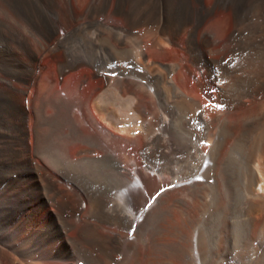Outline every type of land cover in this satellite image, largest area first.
<instances>
[{"label": "bare ground", "instance_id": "6f19581e", "mask_svg": "<svg viewBox=\"0 0 264 264\" xmlns=\"http://www.w3.org/2000/svg\"><path fill=\"white\" fill-rule=\"evenodd\" d=\"M0 12V264H264V0Z\"/></svg>", "mask_w": 264, "mask_h": 264}, {"label": "rangeland", "instance_id": "374dc122", "mask_svg": "<svg viewBox=\"0 0 264 264\" xmlns=\"http://www.w3.org/2000/svg\"><path fill=\"white\" fill-rule=\"evenodd\" d=\"M6 18V19H5ZM0 19L1 20H3V21H6V22H9L10 21V19L8 18V16L4 13V12H0ZM7 32H3L2 34H0L1 36V38H4V36H8L7 34H6ZM0 50H1V52L3 51V53H6V52H9V50L7 49L8 47H7V45H3L2 44V42H0ZM4 46V47H3ZM5 48V50H3V49ZM8 50V51H7ZM43 64H45V62L43 61ZM114 66L115 67V63H110V66ZM113 66H112V68H113ZM62 94L64 95L65 94V92H62ZM27 102V101H26ZM104 165V166H103ZM96 166V167H95ZM95 166H93L92 168L94 169V168H96V169H94V170H96L95 171V173H96V177H97V179H100V178H104L103 180L101 179L100 181H101V184L102 185H108V186H112V183L114 184V186H116L118 183H119V180L120 179H118L117 178V180L115 181V179L116 178H113V176L115 177V175H113L112 176V173L110 174V172H108V170H109V166H107V165H105V164H97V165H95ZM84 167H86V166H84ZM97 167H98V169H100V170H97ZM87 168V167H86ZM106 168V169H105ZM102 169H104V170H102ZM107 172V173H104V172ZM97 172H98V174H97ZM107 174V176H104V175H106ZM98 175H100V178H99V176ZM109 175V176H108ZM111 175V176H110ZM106 177V178H105ZM109 177V178H108ZM112 178V181H111V178ZM137 177V175L135 176V178ZM196 178H200V177H196ZM106 179V180H105ZM108 179H109V181H108ZM114 179V180H113ZM105 181H107V184H106V182ZM108 182H111V183H108ZM115 182V183H114ZM110 184V185H109ZM134 184L135 185H139L140 187H142V183H140V178H136V179H134Z\"/></svg>", "mask_w": 264, "mask_h": 264}, {"label": "snow or ice", "instance_id": "6c2138e0", "mask_svg": "<svg viewBox=\"0 0 264 264\" xmlns=\"http://www.w3.org/2000/svg\"><path fill=\"white\" fill-rule=\"evenodd\" d=\"M111 67V66H110ZM205 107H208V105H205ZM164 189H161V191H163ZM157 195H159V194H157ZM155 199V198H154Z\"/></svg>", "mask_w": 264, "mask_h": 264}]
</instances>
